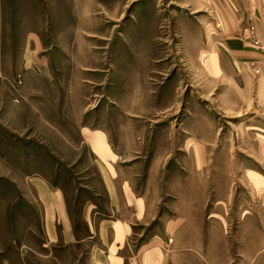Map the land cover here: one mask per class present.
I'll return each mask as SVG.
<instances>
[{
    "label": "rangeland",
    "instance_id": "1",
    "mask_svg": "<svg viewBox=\"0 0 264 264\" xmlns=\"http://www.w3.org/2000/svg\"><path fill=\"white\" fill-rule=\"evenodd\" d=\"M226 1L0 0V264L85 262L37 193L102 196L84 127L149 202L131 252L264 264V0Z\"/></svg>",
    "mask_w": 264,
    "mask_h": 264
},
{
    "label": "crops",
    "instance_id": "2",
    "mask_svg": "<svg viewBox=\"0 0 264 264\" xmlns=\"http://www.w3.org/2000/svg\"><path fill=\"white\" fill-rule=\"evenodd\" d=\"M210 1L221 6L219 11L225 15L224 20L233 25L232 7L228 3L229 7L226 3L225 6L222 0ZM83 130L84 142L106 165L103 171L100 170L99 177L102 192L99 191L98 195L102 193V196L85 199L86 209L80 217V225L76 227L73 216L67 210L62 187L51 190L41 183L38 187L41 191L37 193H40L49 221L56 218L60 222L64 243L78 244L79 247L84 245L86 260L80 263L79 259L77 264H165L163 240L158 234L151 237L156 240L142 242L135 251L131 252L129 248L132 223L148 220L149 202L142 193H137L130 181L119 179L122 170L115 163L118 158H121V164L125 162L122 159L128 154L123 151L126 146L121 148L116 144L118 151H114L106 136L97 131H85V127Z\"/></svg>",
    "mask_w": 264,
    "mask_h": 264
}]
</instances>
